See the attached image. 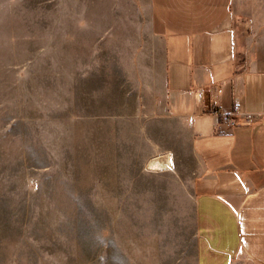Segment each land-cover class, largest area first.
I'll use <instances>...</instances> for the list:
<instances>
[{"label": "rangeland", "instance_id": "obj_1", "mask_svg": "<svg viewBox=\"0 0 264 264\" xmlns=\"http://www.w3.org/2000/svg\"><path fill=\"white\" fill-rule=\"evenodd\" d=\"M108 1L0 0V264H196L191 190L149 166Z\"/></svg>", "mask_w": 264, "mask_h": 264}, {"label": "crops", "instance_id": "obj_2", "mask_svg": "<svg viewBox=\"0 0 264 264\" xmlns=\"http://www.w3.org/2000/svg\"><path fill=\"white\" fill-rule=\"evenodd\" d=\"M140 133L196 207V264H264V0H109ZM121 15V16H120ZM122 18V19H121ZM113 31V32H112Z\"/></svg>", "mask_w": 264, "mask_h": 264}, {"label": "water", "instance_id": "obj_3", "mask_svg": "<svg viewBox=\"0 0 264 264\" xmlns=\"http://www.w3.org/2000/svg\"><path fill=\"white\" fill-rule=\"evenodd\" d=\"M158 160L160 163H161V166H160V168H164V167H166L167 166V164H168V157H156V158H153L152 160ZM149 164H150V162H149ZM151 168V167H150ZM156 169V168H155Z\"/></svg>", "mask_w": 264, "mask_h": 264}, {"label": "bare ground", "instance_id": "obj_4", "mask_svg": "<svg viewBox=\"0 0 264 264\" xmlns=\"http://www.w3.org/2000/svg\"><path fill=\"white\" fill-rule=\"evenodd\" d=\"M149 166H150L151 168H160L161 163H160L158 160H155V159H154V160H151Z\"/></svg>", "mask_w": 264, "mask_h": 264}]
</instances>
